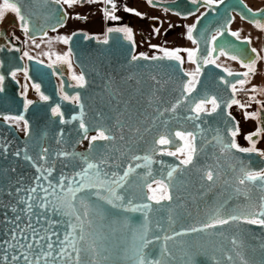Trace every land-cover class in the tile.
<instances>
[{
    "label": "snow or ice",
    "instance_id": "obj_1",
    "mask_svg": "<svg viewBox=\"0 0 264 264\" xmlns=\"http://www.w3.org/2000/svg\"><path fill=\"white\" fill-rule=\"evenodd\" d=\"M47 2L66 5L68 8L84 4H102L100 11L105 20L117 22V26L108 27L100 42L108 44L113 33L119 34L131 45L130 62L168 60L175 62V66H182L185 58L180 53L185 52L187 61L196 67L193 72L184 73L189 79L182 83L179 97L175 102L163 111L157 108L161 116L166 112L171 113V118H175L178 123L182 124V130L173 131L169 127L170 120H162L157 136L150 141L142 140L141 136L136 135L140 132V128L135 126L129 127L135 139L133 136H125L126 121H130L132 117L127 110H122L119 104H117L119 115L113 122V117H106L103 112L87 113L81 94L76 92L74 95H69L63 91V87L61 98L78 108L79 112L71 115L70 118H65L61 105L51 107V116L58 118L60 125H74L70 130L60 128L58 134L53 137L57 145L55 149L50 145L45 146L47 134L43 132L36 134L25 115L0 113V120L4 125L23 131L26 139L31 141L30 144L11 150V143L7 139H0V159L6 160L12 156L24 161L35 172V175L28 178L27 182L21 175L16 177L13 183L7 177L9 174L16 173L17 167H0V181H3L0 182V209L4 210V218L0 220V224L5 226L3 238L0 239V264H107L109 256L103 243L106 237L87 232L84 227L85 220L90 214L105 220L115 215L103 209L101 202L110 205L112 209L139 212L141 219L145 221L139 229L125 225L132 242L131 245L122 244L120 254L127 264H212L213 257L203 258L206 254L199 249L182 258L177 257L176 249L178 246L196 247L194 241L203 237L194 234L205 233L209 228L216 229L232 223L264 227V169L255 170L251 168L250 161L238 159L235 155L236 153L256 154L264 157V150L257 147L260 139L264 138V118H262L264 101L258 100L256 95H250L247 104L235 98L238 91L237 85L242 89L246 83L250 82V76L256 74L257 62L264 59L260 57L258 50L251 48L255 57L249 62H244L238 55L226 50L223 44L216 43L219 37L224 35V32L219 30L211 36L210 46L201 50L197 39L193 36L196 25H192L187 29L186 38L197 45L196 48L170 50L158 45H150L162 55L135 54L136 44L133 30L126 25L119 26L118 22L121 18L116 13L122 9L142 19L145 18V14L128 7L126 3L118 6L117 0H47ZM160 2L161 0H146V3L152 7H157ZM190 2L193 4L202 2L211 10L212 6L223 3V0H190ZM22 3L23 0H3V5L0 6V19L3 18L5 10H10L15 13L21 31L28 34L30 16L22 11L20 7ZM164 11L168 12L169 9L165 8ZM206 14L201 13L197 17V22ZM67 15L64 11L63 18H67ZM253 15L255 16L256 13ZM75 18L87 19L79 14ZM251 22L257 28L264 30V25L258 20ZM60 26H64L63 23ZM153 31L159 35L160 28L154 27ZM229 35L240 40L237 32L229 31ZM85 38L91 37L86 35ZM58 39L68 44L71 36ZM241 42L251 44L249 38ZM10 50L19 51L15 48ZM23 56L28 57L29 54L24 52ZM221 56H228L233 61L239 59L242 67L246 69L242 73L227 72L228 76L242 77L235 81H228L221 77V82L229 86L232 93L227 101L204 91L197 92L202 67L209 64L220 67L217 60ZM71 57L72 50L69 48L58 59L65 61L71 68ZM17 71L10 72L13 79ZM24 71L26 73V69ZM5 78V75L0 74V93L4 91ZM128 78L131 79V77ZM152 79L155 80V77ZM72 80L75 81V85H70V87H86L87 81L83 72L79 75L73 74ZM110 83L111 78L106 82V87ZM33 87L40 92L39 84H33ZM249 91L256 93L258 89L253 86ZM26 92L27 87H25ZM40 99L48 101L49 97L41 95ZM33 103L32 100L25 98L23 111L27 112ZM149 103L151 104L152 101L150 100ZM252 103L260 105V109L247 111ZM233 106L244 110L245 120L257 121L256 130L244 136L249 145L247 147L237 142L240 125L230 111ZM213 115L220 117L219 123L212 124L207 120V117ZM121 116L124 118L121 119ZM184 125L189 127H184ZM144 131L148 132L151 129L145 128ZM90 132L95 134L89 135ZM74 136L79 139H73ZM85 140L88 142L87 152L75 151V144H80ZM118 141L124 142L126 151L120 150L117 146ZM176 141L180 144L176 145ZM209 149L213 154L234 161L229 165L234 174L233 182L230 184L225 181L227 188H231L234 195L226 197L219 204L214 217L202 227H189L181 231L173 229V234H168L162 228L160 231L164 233L163 235L152 232L147 221L149 214L153 211V206L152 204H135L136 194L132 190V185L137 182L146 183L149 193L146 196L147 200L153 201L156 205H162L163 201H168L170 205L173 201L172 192L177 177L195 168V161L200 153L207 154ZM137 152L143 154H136ZM153 154L175 157L178 164L165 165L163 161H155ZM125 157L131 161L126 167L124 166ZM57 163L60 165L59 170L56 167ZM154 163L162 166L159 179L152 172ZM138 169L146 171L138 173ZM198 171L201 172L200 180L208 182L209 187L215 184L221 175L218 168L208 167L198 169ZM149 180L151 182H148ZM254 192L259 193L255 201L253 200ZM241 198L248 202L244 211L225 210L223 214L221 213L220 209H227L230 200ZM175 199L180 200L181 197L177 195ZM160 210V208L155 209L157 212ZM9 213L12 215L9 216ZM168 220L170 223L173 222L171 214ZM91 223L88 221L89 227ZM209 235L223 236L224 233L214 232ZM177 237L182 239L177 240ZM186 237H191V239H183ZM229 243L231 249L221 248L222 256L215 259V264H257L244 254L240 239L234 236ZM261 251L264 252V245H261ZM259 264H264V258L259 261Z\"/></svg>",
    "mask_w": 264,
    "mask_h": 264
},
{
    "label": "water",
    "instance_id": "obj_2",
    "mask_svg": "<svg viewBox=\"0 0 264 264\" xmlns=\"http://www.w3.org/2000/svg\"><path fill=\"white\" fill-rule=\"evenodd\" d=\"M22 11L30 16V31L24 36L28 40L44 37L49 32H54L65 25L67 18H63L65 9L62 5L48 3L47 0H23L20 5ZM156 8L169 9V12L176 13L171 9L168 3L160 2ZM198 7L197 9H200ZM199 22H196V27L193 31V36L197 39V34H204L207 37L206 42L202 46V42L197 39L199 47L204 50L210 46L209 41L211 36L217 31H223L224 35L220 36L216 41L217 44H223L226 50L232 54L238 55L241 59L248 53L250 45L244 44L241 40L229 35L230 24L233 21L234 14L239 16L243 21L254 24L251 21L258 20L262 22V17L259 13L253 12L244 5L242 0H225L217 6H212ZM251 10V11H249ZM194 12H191V14ZM256 13L254 16L253 14ZM71 34V40L66 44L67 51L72 50V63L80 74L83 72L87 81L86 87L77 88L74 94L79 92L82 96L85 105V111L89 114H94L97 111L103 112L104 115L113 117L119 115L117 112V104L122 110H127L132 117L130 121H126L125 136H135L129 131V127L135 126L140 128V132L136 135L142 137V140H151L157 136V130L161 128L162 120H170L169 127L175 130H182V124L178 123L175 118H171V113H164L163 116L157 111L168 108L179 97L180 88L183 82H186L189 77L184 75L182 66H175V62L168 60L157 61H137L130 62L132 54L131 45L128 41L120 37L119 34L113 33L108 44H103L102 40H97L95 36L86 39L87 34L83 32H75ZM247 52V53H246ZM253 57V54L251 53ZM228 57V56H226ZM239 60V59H238ZM0 74L5 75L3 84L4 91L0 93V113L4 114H23L33 126L34 132L47 134L45 146L50 145L52 148H57L53 137H55L60 128L72 129L74 125H60L58 118L51 116V107L57 104L61 105V110L65 114V118H70L71 115L78 114L79 109L71 103L62 100L57 93V86L54 80L49 75V67L34 59L26 61V77L33 84L40 85V94L49 97L48 101H34L27 112L23 111L24 98L19 95V84L10 75L11 71H23L24 63L21 59V51L13 56H7L5 60H0ZM169 65H173L170 67ZM196 67V65H195ZM44 73L48 74L46 78ZM128 77H131L129 79ZM155 77V80L152 79ZM221 77L228 81H235L242 77L228 76L227 72L214 65H205L201 69L199 75V84L197 92H207L210 95H217L222 100L227 101L232 96L230 87L221 82ZM111 78V83L106 87V82ZM158 82V83H157ZM119 93V95H116ZM114 97V99H113ZM237 98V97H235ZM152 101L150 104L149 101ZM179 115V113H177ZM234 116V115H233ZM121 119L124 117L121 116ZM171 118V119H170ZM87 119V117H86ZM236 119V118H235ZM207 120L216 124L219 123L220 117L213 115L207 117ZM184 127H189L184 125ZM145 128H150L151 131H144ZM90 132L89 135H94ZM0 139H7L12 149L22 147L25 144H30L31 141L26 139L23 131L14 127H7L0 120ZM79 139V137H73ZM180 142L176 141V145ZM67 147V145H65ZM117 146L121 151H126L124 142L118 141ZM75 151L86 153L88 142L85 140L80 144H75ZM174 150V146H172ZM142 155L143 153L137 152ZM238 159L250 161L251 168L255 170L264 169V157L256 154H235ZM155 161H163L165 165H176L178 160L175 157L167 155L153 154ZM131 161L125 157L124 166L126 167ZM143 163V161H140ZM234 163L233 160L213 154L212 150H207V154L200 153L196 159V167L185 172L182 176H178L175 181V188L172 192L173 201L169 205L168 201H163L162 205H156L153 201L146 199L149 195L147 185L143 182H137L132 185V190L136 194L135 204H152L153 211L148 216L147 224L152 232L159 235L164 233L160 229L166 230L168 234H173L175 231H181L189 227H202L204 223L210 222L214 217L219 204L234 193L231 188H227L225 181L230 184L233 182L234 174L231 172L229 165ZM0 167H17V172L9 174L7 179L15 182V178L23 175L25 181L35 175L34 169L29 167L24 161L9 156L6 160L0 159ZM57 170L60 165L57 163ZM161 164L154 163L152 172L156 178L161 177ZM208 167L218 168L221 175L215 184L209 187L208 182L201 181V172L198 169H206ZM145 169H138V173H144ZM3 182V181H0ZM148 182H151L150 180ZM180 196V200H176V196ZM259 193L254 192L253 200L255 201ZM245 200L233 199L229 201L227 209H220L221 213L227 211H244L246 204ZM102 208L108 212L115 213L110 219H101L99 216L90 214L85 220L84 227L87 232H93L97 236L106 237L103 241L107 248L109 261L107 264H127L124 257L120 254V247L127 243L131 245L132 239L128 233V228L125 226L131 225L139 229L142 223L141 213L126 212L122 210L112 209L110 205L101 202ZM160 208V211L155 209ZM3 209H0V220H3ZM171 214L172 223L169 222L168 216ZM12 214L9 213V216ZM107 215V213L105 214ZM88 221H91L89 227ZM39 227V226H38ZM5 226L0 224V239L3 238ZM62 231V229H61ZM214 232H223V236H210ZM202 239L194 241L196 247L187 248L178 246L176 255L178 258L185 257L186 254L191 255L199 249L206 256L213 257L212 264H215V259L220 258L222 253L221 248L226 250L231 249L229 243L232 237H237L242 241V251L250 259L259 264V261L264 258V252L261 251V245H264V227L258 225H249L246 223H232L224 225L216 229L209 228L205 233L194 234ZM182 238L177 237V240ZM183 239H191L186 237ZM203 258H200L201 260Z\"/></svg>",
    "mask_w": 264,
    "mask_h": 264
},
{
    "label": "flooded vegetation",
    "instance_id": "obj_3",
    "mask_svg": "<svg viewBox=\"0 0 264 264\" xmlns=\"http://www.w3.org/2000/svg\"><path fill=\"white\" fill-rule=\"evenodd\" d=\"M225 0H223L224 2ZM161 2L168 3L170 8L175 10L176 13L171 12H165L163 9H159L156 7L149 6L147 3V6L152 11V16L150 22L151 29L153 30L154 27L163 28L164 33L166 35H169L170 33L177 32L179 34H182L181 36H178V41H180L181 49H193L196 48L197 45H194L190 40L186 38L187 29L189 26L195 25L197 22V17L201 15V13H205L207 11L206 4L197 3L193 4L190 2V0H161ZM245 6H247L249 9H251L253 12L259 13L260 17H262L261 24L264 25V0H242ZM221 3H218L217 5H220ZM3 5V0H0V6ZM215 5V6H217ZM65 11L67 12V21L65 25L62 28H59L56 31H68L73 25H76L75 29L71 30L68 33V36L75 32H83L87 34V36H95L101 37L97 40H103L104 35L106 33V29L102 35H96V34H90L88 31L84 28H82V25H87V22H89V19H76L75 16L77 14L80 15L81 11L87 6V4H84L83 6L77 5L79 8H68L66 5H62ZM198 7H201L200 9H197ZM191 12H194V14H191ZM179 13V14H177ZM262 15V16H261ZM85 17V16H81ZM158 18V19H157ZM173 21H172V20ZM236 20L241 21L243 24H249L245 21H243L239 16L234 14L233 21L230 24V31L233 28ZM171 25V27H170ZM255 26V24H251ZM129 27V25H128ZM256 27V26H255ZM54 31V32H56ZM197 39L202 42V46L204 45V42H206L207 37L200 33L196 35ZM263 37H264V30H261L256 27L255 32V40L253 41L244 34V36L240 37V40L243 41L245 38H249L251 40L250 48L246 52L247 54L244 56L243 61L249 62L252 59H254L255 54L251 52V48H256L259 52L260 57H264V53H262V43H263ZM181 39V40H180ZM27 38L24 36V33L21 31L17 17L15 13H12L10 10H5V13L3 15V18L0 19V60H5L7 56H13L15 53H18L21 51V59L24 63L23 71L17 72V75L15 77V80L19 84V95L22 96L24 99L32 100L34 101H42L40 99V92H37L33 85L27 80L25 69L26 68V61L29 59V57H24V46L26 44ZM11 48L19 49V51L10 50ZM67 48V47H66ZM173 49H175L173 47ZM171 50V49H170ZM143 53L140 51H137L135 48V54ZM251 53L253 54V57L251 56ZM149 56L151 55H162V53L158 52H149L146 53ZM180 55L185 58V62L182 65V68L184 72H193L195 70V65L191 62L187 61L186 53L181 52ZM71 59V58H70ZM224 62H227L230 64V66H226ZM217 63L220 65V68L224 69L226 72L231 71L233 73H242L246 69L242 67L240 60L233 61L229 57L221 56ZM49 67V75L54 80L56 86H57V93L58 96L61 98V88L63 87V91L68 93L69 95H74V90L78 87H74L70 85H75V81L72 80V75L76 74L79 75L77 69L73 66L72 60H71V68L68 67V64L58 59V57H55L53 59H47L46 63H43ZM256 74L254 76H250V82L246 83L243 88L241 89V86L237 85L238 91L236 93L237 99H241L244 96L250 95L252 92L249 91L251 89L249 86L255 81L257 83H261L262 77L264 80V59H261L256 64ZM46 78H49L48 74L44 73ZM200 75V74H199ZM18 76L23 77L28 86H27V92L25 93V89H23ZM62 99V98H61ZM63 100V99H62ZM66 102V101H65ZM231 111V109H230ZM262 118H264V113H262ZM237 139V138H236ZM238 142V141H237Z\"/></svg>",
    "mask_w": 264,
    "mask_h": 264
},
{
    "label": "rangeland",
    "instance_id": "obj_4",
    "mask_svg": "<svg viewBox=\"0 0 264 264\" xmlns=\"http://www.w3.org/2000/svg\"><path fill=\"white\" fill-rule=\"evenodd\" d=\"M75 8H79L77 6H74ZM91 6H87L84 8V11H81L80 16L86 15L85 10L89 9ZM134 7L137 11L143 12L145 14V18H140L138 16H132L130 19V25L129 27L132 28L134 33V40L136 44L137 51L143 52V53H149V52H155L156 50L151 48L150 45H158L160 47H164L167 49H173V47L180 48L181 44L180 41H178V36L182 35L177 32L170 33L169 35H166L164 33L163 28H160L159 35H156L154 31L151 29L150 26V20L152 16V11L146 4V0H134ZM91 17V16H90ZM172 20V19H171ZM173 21V20H172ZM113 23V22H112ZM111 23V24H112ZM110 26V25H109ZM71 29V28H70ZM233 32L239 33V36L242 37L247 35L252 39L255 40V32L256 27L251 24H243L241 21L236 20L233 28L231 29ZM68 32L70 31H56V32H49L42 38H37L33 40L26 41V44L24 46V52H27L29 54L28 57H31V59H34L41 63H46L47 59H53L55 57L62 56L64 53L67 52L66 44L63 43L59 37H68ZM101 38V37H98ZM181 40V39H180ZM262 53H264V37H263V43H262ZM227 64L226 66H230L227 62H224ZM18 79L23 87L28 86L26 80L18 76ZM253 86H256L258 91L256 93H251L250 95H256L258 100L264 101V80L262 77L261 83L253 82L249 87L252 88ZM248 95V97L250 96ZM248 97L246 100L239 99L243 103H249ZM260 109V105L256 103H252L251 107L247 109V111H257ZM232 115L236 118V120L239 121L240 125V135L237 137V141L241 146H249L248 142L244 139V136L248 133H251L256 130L257 128V121L256 120H245L244 118V110L238 108L237 106H233L231 109ZM257 147L261 150H264V138H261L259 143L257 144ZM155 187V185H154Z\"/></svg>",
    "mask_w": 264,
    "mask_h": 264
},
{
    "label": "crops",
    "instance_id": "obj_5",
    "mask_svg": "<svg viewBox=\"0 0 264 264\" xmlns=\"http://www.w3.org/2000/svg\"><path fill=\"white\" fill-rule=\"evenodd\" d=\"M117 3L118 6L126 3L128 7L135 9L134 0H117ZM87 6H91L89 9L85 10L84 12L88 16L87 19H89L88 20L89 22H87V25H82V28L86 29L88 33L102 35L106 28L117 26V22L105 20L102 12L100 11V9L103 7L102 4H87ZM143 12H145V10ZM116 14L121 18L120 21L118 22L119 26L130 25L131 17L135 16L133 14L124 12L122 9L119 10ZM75 27L76 25H73L71 29H69L68 31L75 29Z\"/></svg>",
    "mask_w": 264,
    "mask_h": 264
},
{
    "label": "trees",
    "instance_id": "obj_6",
    "mask_svg": "<svg viewBox=\"0 0 264 264\" xmlns=\"http://www.w3.org/2000/svg\"><path fill=\"white\" fill-rule=\"evenodd\" d=\"M247 97H248V96H244V97H242L241 99L246 100Z\"/></svg>",
    "mask_w": 264,
    "mask_h": 264
}]
</instances>
